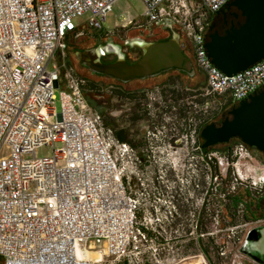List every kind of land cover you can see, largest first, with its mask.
<instances>
[{"label":"built area","instance_id":"obj_1","mask_svg":"<svg viewBox=\"0 0 264 264\" xmlns=\"http://www.w3.org/2000/svg\"><path fill=\"white\" fill-rule=\"evenodd\" d=\"M114 1L0 0V147H8L0 156L1 264H141L145 255L152 264L161 263L164 247L154 240L179 216L177 206L149 184L151 170L145 167L142 173L131 148L104 132L99 113L84 97L85 78L56 62L68 41L83 31L110 35L113 29H104L103 23ZM142 1L144 11L135 26L170 20L181 34L180 48L203 73L201 92L209 100L202 109L211 101L231 107L263 86L264 54L232 74L223 73L206 55L209 18L229 0ZM85 13L84 21L76 23ZM56 99L58 112L52 106ZM222 114L214 111L212 120ZM44 145L50 153L37 156L36 149ZM200 158L208 172L198 209L208 190L217 192L219 174L227 167L230 189L264 192V174H255L252 153L242 141L232 144L228 158L211 151ZM150 185L155 191L145 190ZM197 217L196 212L195 232ZM263 222L240 225L245 234ZM92 242H102V248L90 254ZM180 249L182 245L165 249L164 258L174 259ZM239 253L231 254L230 264H239Z\"/></svg>","mask_w":264,"mask_h":264},{"label":"flooded vegetation","instance_id":"obj_2","mask_svg":"<svg viewBox=\"0 0 264 264\" xmlns=\"http://www.w3.org/2000/svg\"><path fill=\"white\" fill-rule=\"evenodd\" d=\"M213 16L215 28L222 32L240 15L234 6L224 5L213 13ZM133 28L134 32L128 38H140L145 41L166 39L170 36L171 30V28L156 23L139 28L134 25ZM115 34L117 33L112 30L109 36L113 42L119 43L121 48L125 49V59L129 62L137 59L141 50L129 47L125 44L127 38L117 39L114 37ZM105 39L106 37H103L100 32L95 31L93 40L89 44L73 48V51L92 47L97 41L103 43ZM70 42L69 40L66 48L69 47ZM115 57L114 53H106L101 56V61H110ZM189 59L194 68L193 75H187L180 70L169 69L151 77L136 78L142 80L139 82L133 81V79L121 81L107 75L90 73L100 77L101 85L99 90L92 88L84 90L86 101L90 105L99 102V115L104 132L118 133L121 139L116 136L115 138L126 143L135 153L143 174L145 167L159 169L160 166H167L164 164V159L169 153H179L181 149L185 152L188 135L194 136L195 142L199 146L203 141L199 135L202 128V85L199 79L194 81L191 86H187L186 81H184V78H193L197 71L200 74L203 73L197 69L190 57ZM85 80L86 86H88L89 80ZM145 80L147 81L144 82ZM237 141L239 139L232 137L227 142L232 145ZM248 148L253 151L254 159L258 165L264 162L263 152L256 148ZM195 152L201 156L202 150ZM168 174L172 175L171 172ZM183 209L180 210L185 214ZM199 213H201V207L197 210L198 216ZM250 253L257 255L255 249ZM243 260L247 263L264 264V255L261 257V261L257 262L247 255L239 253V264H242Z\"/></svg>","mask_w":264,"mask_h":264},{"label":"water","instance_id":"obj_3","mask_svg":"<svg viewBox=\"0 0 264 264\" xmlns=\"http://www.w3.org/2000/svg\"><path fill=\"white\" fill-rule=\"evenodd\" d=\"M225 5L234 6L242 21L235 25L230 23L221 33L210 32L214 25L210 23L204 47L213 65L225 74H232L257 62L264 54V0H229ZM162 25L171 28L167 21ZM125 44L139 48L140 56L127 61L125 49L113 42L111 36L103 43L97 41L92 47L76 49L73 54L89 73L103 74L121 81L151 77L169 69L194 74L193 65L180 48L177 37L158 41L127 38ZM106 53H114L116 57L102 62L101 56ZM199 135L203 139L201 148L227 142L233 137L264 153V84L228 108L218 123L205 124ZM262 236L264 223L250 227L237 248L238 252L260 262L264 255ZM253 249L257 255L250 253Z\"/></svg>","mask_w":264,"mask_h":264},{"label":"rangeland","instance_id":"obj_4","mask_svg":"<svg viewBox=\"0 0 264 264\" xmlns=\"http://www.w3.org/2000/svg\"><path fill=\"white\" fill-rule=\"evenodd\" d=\"M143 11L144 4L142 0H115L111 5L110 10L106 14V20L103 23V28L107 30L113 29L114 32L117 33L114 35V37L117 39L128 38V36L134 32L133 26L135 25L136 20L141 19ZM86 16L87 14L85 13L82 16L76 18V23H81L84 21ZM166 21L172 26L169 37L174 36L179 40L181 38L179 31L173 27L170 20ZM94 32L95 31L92 29L85 30L81 35L71 39L69 47L66 48L64 55H58L56 57V62H64L66 66H70L76 73L89 80L88 87L99 90L101 85L100 77L91 75L89 71L79 63L73 54V48H79L83 45H87L93 40ZM101 34L103 35V33ZM52 62L53 61L49 62V66ZM197 79H199L203 87L205 84V79L203 74H200L199 71H197L193 78H184V81H186L187 86H191V84H193ZM133 81L140 82L142 80L133 79ZM146 81L147 80L144 82ZM52 106L54 107V112H58L59 102L57 99L53 102ZM91 106L100 114L99 102L93 103ZM226 110L227 109L225 107H216V103L211 101L207 105V108H203L201 121L204 118V115L211 113V111L225 114ZM213 119L216 120L217 117H214ZM195 145H197V142H195V137L188 135L186 139L185 152H183L181 149L179 153H169L167 156H165L166 158L164 159V164L167 166H160L159 169H151L150 167L148 168L149 171L151 170V172H149L146 177H152L153 179V181H149V184L152 182L158 186L157 191L159 194L169 197L172 200L171 203L177 206V211L180 213L179 216L173 217L170 220V222L164 227V231L160 230L159 233H156L157 237L154 241L159 243L160 247H164V249H162L160 252V264H208L205 261V258L203 257L197 244L195 243L197 231L195 232L193 229V223L196 219V212L200 204L199 196L203 190L200 188V186L202 185L203 188L205 187V175L208 172V170L204 167L203 161L200 158V154L195 152L197 151V149L194 148ZM7 148V145H2L0 147V156L7 153ZM226 148L227 144L220 142L211 150V152L222 157L226 154ZM249 151L252 153V158L249 159V163L254 167H259L260 165L258 166L257 161L254 159L253 151L250 149ZM49 153L50 146L45 145L38 147L35 151L37 156ZM221 161L224 162L223 165H226L224 159ZM183 162L185 163L184 165L182 164ZM261 165H264V162H261ZM212 170H214V167H212ZM168 172H171L172 175H169ZM175 173L177 175H174ZM196 182L199 184L198 188L194 185ZM221 185L222 183L219 181L217 184L218 188L216 193H212L213 191L208 190L205 200L202 203L200 214L202 216L201 226L203 227V231L205 230V232H208H204L202 237L204 239L208 236L211 242L206 250L207 256L212 264L213 261H221V264H230L231 254L238 248L244 237V226L240 225L243 220L232 224L226 220L219 219L221 215H225V212L222 209L221 211L218 210L216 205V199L220 195L219 187ZM149 189L150 191L153 190L151 185L145 186L146 191L149 192ZM154 194L157 195L156 193ZM170 195H172L174 199L172 196L170 197ZM215 196H217V198H215ZM179 197L182 198L181 201L177 200ZM182 208H184L183 210H185V214L181 212L180 209ZM215 210H217V215H214ZM233 225L238 226L230 228ZM262 238L264 239V236H262ZM92 244L93 247L87 249L91 254H93L92 251H99L102 248V242H92ZM178 245H182V249L178 251L180 252L178 256H175L174 259H172L173 257L171 256L164 258L165 255H163V251L165 249L170 247L174 248ZM219 249H223L225 251L224 256L217 254ZM152 262H154V260H149L147 255H145L142 258L141 264H152Z\"/></svg>","mask_w":264,"mask_h":264},{"label":"trees","instance_id":"obj_5","mask_svg":"<svg viewBox=\"0 0 264 264\" xmlns=\"http://www.w3.org/2000/svg\"><path fill=\"white\" fill-rule=\"evenodd\" d=\"M242 21V17L239 16L238 18H236L234 21H232L231 23L232 24H237L239 22ZM214 23L215 20H214V16L211 15L210 18H209V24L210 23ZM208 24V26H209ZM212 31H216L218 33H221L220 31H218L216 28H215V23L213 25V27L211 28L210 32ZM208 33V32H207ZM91 87H88L86 86L85 89H90ZM209 100V97H206V96H203L201 97V103H205L206 101ZM226 106V102L222 103L221 105H218L219 108H222V107H225ZM230 107H227L226 109H228ZM203 110V109H202ZM226 112V111H225ZM203 113V112H202ZM212 116H214V111H211V113L209 114H206L204 115V118L202 119V122H201V126L203 127L205 124L207 123H210V122H214V123H218L224 116V114L222 115H219V117L216 119V120H212ZM210 119V120H209ZM114 136L118 137L119 139H121V137L118 135V133H113ZM223 144H227V148L225 149L226 150V154L224 155L225 158H228V155H229V152H230V148L232 147L231 144H228V142H221ZM217 144L219 143H216L214 145H211V146H208L206 148H201L202 150V153H207L209 151H211ZM250 147V146H248ZM253 148V147H252ZM227 161V159H226ZM212 164H213V161H212ZM213 167L215 168V165H213ZM216 170V168H215ZM230 173H229V168H227V170H225L224 173H221L219 174V181H221L222 185L219 187V197L216 199L217 200V207H218V210L221 211V209L225 212V215H221L220 216V220H226L227 222L229 223H236L237 221H240V220H243L245 219V216L243 214V202L241 200H239L236 196V191H237V188L239 186H235L233 189H230ZM263 192H261L260 194H262ZM258 195V193H255ZM201 213H199V216L197 217V221H196V231H197V235H196V244L198 246V248L200 249L201 253L203 254V256L205 258L208 259V262L209 264H212L210 262V259L208 258L207 256V247H209L210 245V239L209 237L207 236L206 238L203 239V234L200 235L199 233H204L205 230L203 231V227L201 226V222H202V216L200 215ZM201 216V217H200ZM217 262V261H216ZM215 261H213V264L216 263ZM219 262V261H218ZM217 262V263H218ZM117 264H127L124 260L122 261H119L117 262Z\"/></svg>","mask_w":264,"mask_h":264},{"label":"crops","instance_id":"obj_6","mask_svg":"<svg viewBox=\"0 0 264 264\" xmlns=\"http://www.w3.org/2000/svg\"><path fill=\"white\" fill-rule=\"evenodd\" d=\"M259 166V165H258ZM260 167V168H259ZM259 167L255 166V174H264V165ZM259 169V170H258ZM253 175L252 173H250ZM236 196L243 202V214L245 216L244 221H254L264 218V192L262 194H255L254 190L249 187H238ZM242 264H253L251 262L246 263L244 260Z\"/></svg>","mask_w":264,"mask_h":264},{"label":"bare ground","instance_id":"obj_7","mask_svg":"<svg viewBox=\"0 0 264 264\" xmlns=\"http://www.w3.org/2000/svg\"><path fill=\"white\" fill-rule=\"evenodd\" d=\"M90 253V252H89ZM91 254V253H90Z\"/></svg>","mask_w":264,"mask_h":264}]
</instances>
